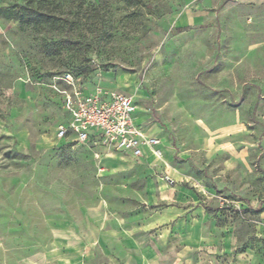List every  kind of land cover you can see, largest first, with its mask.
Listing matches in <instances>:
<instances>
[{
	"label": "rangeland",
	"instance_id": "1",
	"mask_svg": "<svg viewBox=\"0 0 264 264\" xmlns=\"http://www.w3.org/2000/svg\"><path fill=\"white\" fill-rule=\"evenodd\" d=\"M31 3L50 24L2 12ZM264 5L0 0V264H264ZM115 90L162 157L56 137Z\"/></svg>",
	"mask_w": 264,
	"mask_h": 264
},
{
	"label": "built area",
	"instance_id": "2",
	"mask_svg": "<svg viewBox=\"0 0 264 264\" xmlns=\"http://www.w3.org/2000/svg\"><path fill=\"white\" fill-rule=\"evenodd\" d=\"M65 109L68 120L57 127L58 139L102 146L133 158L148 154L156 161L161 159L159 139L135 123V105L128 96L115 90L76 93Z\"/></svg>",
	"mask_w": 264,
	"mask_h": 264
},
{
	"label": "trees",
	"instance_id": "3",
	"mask_svg": "<svg viewBox=\"0 0 264 264\" xmlns=\"http://www.w3.org/2000/svg\"><path fill=\"white\" fill-rule=\"evenodd\" d=\"M3 16L7 19L18 21L21 25L25 26H39L43 24H50V17L41 13L31 3L24 6H13L2 12Z\"/></svg>",
	"mask_w": 264,
	"mask_h": 264
},
{
	"label": "crops",
	"instance_id": "4",
	"mask_svg": "<svg viewBox=\"0 0 264 264\" xmlns=\"http://www.w3.org/2000/svg\"><path fill=\"white\" fill-rule=\"evenodd\" d=\"M244 2H246L247 4L251 5V6H255L256 7H260L262 5H264V0H243ZM262 29V28H261ZM262 32H264V28L262 29ZM147 134L153 136L152 134L148 133ZM142 158H150V159H153L151 156H149L148 154H145L144 157Z\"/></svg>",
	"mask_w": 264,
	"mask_h": 264
}]
</instances>
